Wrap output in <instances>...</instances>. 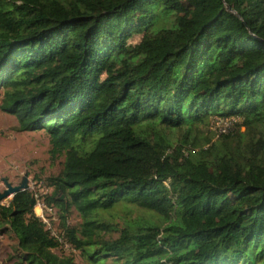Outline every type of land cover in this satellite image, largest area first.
I'll list each match as a JSON object with an SVG mask.
<instances>
[{"label": "trees", "instance_id": "1", "mask_svg": "<svg viewBox=\"0 0 264 264\" xmlns=\"http://www.w3.org/2000/svg\"><path fill=\"white\" fill-rule=\"evenodd\" d=\"M0 90L65 158L0 206L18 264H264V0H0Z\"/></svg>", "mask_w": 264, "mask_h": 264}, {"label": "rangeland", "instance_id": "2", "mask_svg": "<svg viewBox=\"0 0 264 264\" xmlns=\"http://www.w3.org/2000/svg\"><path fill=\"white\" fill-rule=\"evenodd\" d=\"M2 98L3 90H0V105ZM223 122L221 119H215L212 122L213 129L217 131L226 128L228 125ZM17 128L16 118L0 110V194L7 189L6 181L13 186H18L27 176L29 190L44 200L45 196L53 191L47 186V180L60 175L65 158L52 159L50 138L45 132L20 133ZM12 199L13 197H9L3 200L0 206L9 205ZM35 213L44 216L47 221L51 219L53 230L59 231L60 221L57 211H49L41 203V206L38 205L35 209ZM103 215L119 229L124 221L137 218L140 213L127 215L123 212V207L118 206ZM68 225L71 228H81L82 219L74 209L69 214ZM115 238H118V235H115ZM16 249L17 241L13 235L9 232L0 233V264H18L21 258ZM54 252L58 255L73 257L76 264H90L80 252L62 248Z\"/></svg>", "mask_w": 264, "mask_h": 264}, {"label": "water", "instance_id": "3", "mask_svg": "<svg viewBox=\"0 0 264 264\" xmlns=\"http://www.w3.org/2000/svg\"><path fill=\"white\" fill-rule=\"evenodd\" d=\"M28 177L25 176L21 182L20 185L18 186H13L12 184L8 183L6 181V190L0 194V202H2L3 200L8 199L9 197H14L15 195H17L18 193L22 192V191H26L29 190V184H28Z\"/></svg>", "mask_w": 264, "mask_h": 264}, {"label": "built area", "instance_id": "4", "mask_svg": "<svg viewBox=\"0 0 264 264\" xmlns=\"http://www.w3.org/2000/svg\"><path fill=\"white\" fill-rule=\"evenodd\" d=\"M221 120H222V119H221ZM223 121H224L223 123H226L228 126H227L226 128H222V129L217 130L219 133H226L227 130H228V128H229L230 122H232L231 119H230V120L227 119V120H223ZM36 197H38V196H36ZM38 205L41 206V202H40L39 200H38ZM42 205H43V204H42ZM37 207H38V206H37ZM43 207H44V205H43ZM44 208H45V207H44ZM45 209H46V208H45ZM47 210L51 211L50 209H47ZM37 217H39L42 221H44V223H45L48 227H50V230H51V220H50V219H48V221H47V220L45 219V217L42 216V215H40V214H37ZM49 221H50V223H49ZM52 235H53L55 238L58 239V241H59V243H60V245H61V247H62L63 249L68 250V251L71 250L70 246H69L68 244H66V243L63 241L62 238L58 237L57 234H56L54 231H52Z\"/></svg>", "mask_w": 264, "mask_h": 264}]
</instances>
